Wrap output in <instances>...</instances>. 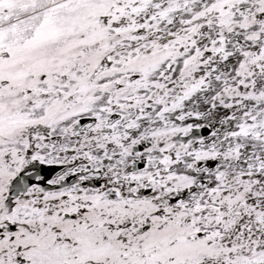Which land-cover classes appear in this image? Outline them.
Here are the masks:
<instances>
[{"label":"snow or ice","instance_id":"obj_1","mask_svg":"<svg viewBox=\"0 0 264 264\" xmlns=\"http://www.w3.org/2000/svg\"><path fill=\"white\" fill-rule=\"evenodd\" d=\"M0 264H264V0H0Z\"/></svg>","mask_w":264,"mask_h":264}]
</instances>
